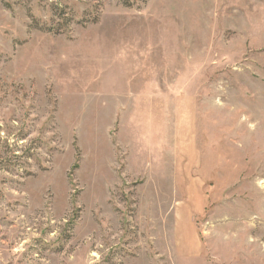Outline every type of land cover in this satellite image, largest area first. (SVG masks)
Instances as JSON below:
<instances>
[{
	"label": "rangeland",
	"instance_id": "rangeland-1",
	"mask_svg": "<svg viewBox=\"0 0 264 264\" xmlns=\"http://www.w3.org/2000/svg\"><path fill=\"white\" fill-rule=\"evenodd\" d=\"M0 264H264V0H0Z\"/></svg>",
	"mask_w": 264,
	"mask_h": 264
}]
</instances>
